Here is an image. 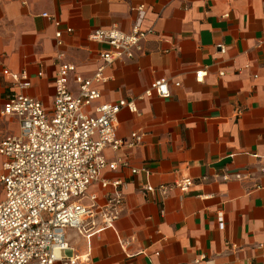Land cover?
Returning <instances> with one entry per match:
<instances>
[{
  "label": "crops",
  "instance_id": "0c3cea01",
  "mask_svg": "<svg viewBox=\"0 0 264 264\" xmlns=\"http://www.w3.org/2000/svg\"><path fill=\"white\" fill-rule=\"evenodd\" d=\"M140 7L141 28L154 33L132 59L105 69L96 103L135 101L136 112H118L117 136L139 132L141 141L118 153L149 171L103 172L124 182L120 217L89 236L67 230L68 241L86 255L81 264H264V0H0V132L19 129L1 114L15 90L11 73L25 72L30 87L22 92L50 108L57 54L92 75L105 46L90 32L113 25L129 32ZM159 78L170 95H145ZM69 84L75 89L72 74ZM177 176L192 178L188 191H142Z\"/></svg>",
  "mask_w": 264,
  "mask_h": 264
},
{
  "label": "built area",
  "instance_id": "2783aa9c",
  "mask_svg": "<svg viewBox=\"0 0 264 264\" xmlns=\"http://www.w3.org/2000/svg\"><path fill=\"white\" fill-rule=\"evenodd\" d=\"M138 13L129 32L116 25L90 32V40L105 46L98 53L99 62L92 75L77 74L75 65L62 62V54H57L50 108L22 92L30 87L25 72L11 73L15 90L7 96L1 114L15 117L19 129L12 134L0 132V264H54L58 259L61 264H81L86 255L75 252L67 230L86 236L99 233L113 227L124 207L123 180L108 178L103 172L149 171L145 166H130L128 159L118 153L141 141L139 132H131L128 139L117 136L118 112L123 107L136 112L135 101L96 103L101 97L99 86L107 79L105 69L119 59H132L142 50L141 42L154 33L141 28L142 7ZM41 15L59 26L54 16L47 12ZM71 30L66 28V32ZM54 36L60 46L62 31L57 29ZM71 74L75 89L69 84ZM196 74L200 76L201 71ZM152 93L168 97V80H154L144 92L147 96ZM105 149L113 151L114 157L106 158ZM220 178L226 180L227 175ZM192 185V178L177 176L171 185L146 184L142 191H157L165 197L170 187L186 192Z\"/></svg>",
  "mask_w": 264,
  "mask_h": 264
}]
</instances>
